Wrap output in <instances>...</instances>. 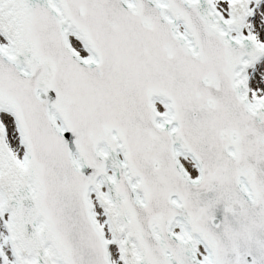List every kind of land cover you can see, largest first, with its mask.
I'll use <instances>...</instances> for the list:
<instances>
[{
    "label": "snow or ice",
    "instance_id": "6c2138e0",
    "mask_svg": "<svg viewBox=\"0 0 264 264\" xmlns=\"http://www.w3.org/2000/svg\"><path fill=\"white\" fill-rule=\"evenodd\" d=\"M0 264H264V0H0Z\"/></svg>",
    "mask_w": 264,
    "mask_h": 264
}]
</instances>
